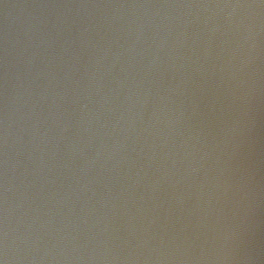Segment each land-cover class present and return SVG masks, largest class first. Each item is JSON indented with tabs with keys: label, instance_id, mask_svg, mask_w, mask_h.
Instances as JSON below:
<instances>
[{
	"label": "water",
	"instance_id": "1",
	"mask_svg": "<svg viewBox=\"0 0 264 264\" xmlns=\"http://www.w3.org/2000/svg\"><path fill=\"white\" fill-rule=\"evenodd\" d=\"M0 264H264V0H0Z\"/></svg>",
	"mask_w": 264,
	"mask_h": 264
}]
</instances>
